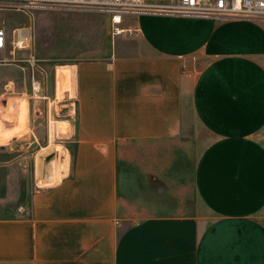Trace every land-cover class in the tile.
Returning <instances> with one entry per match:
<instances>
[{"label": "crops", "instance_id": "obj_1", "mask_svg": "<svg viewBox=\"0 0 264 264\" xmlns=\"http://www.w3.org/2000/svg\"><path fill=\"white\" fill-rule=\"evenodd\" d=\"M122 25L105 57L70 65L67 169L29 216L0 217V264H264V21Z\"/></svg>", "mask_w": 264, "mask_h": 264}, {"label": "rangeland", "instance_id": "obj_2", "mask_svg": "<svg viewBox=\"0 0 264 264\" xmlns=\"http://www.w3.org/2000/svg\"><path fill=\"white\" fill-rule=\"evenodd\" d=\"M0 18L9 28L18 24H30L31 27L30 49L16 52L15 60L9 59L7 51L0 52V99L21 96L29 103L27 129L17 136L19 143L11 147L9 141L0 144V217H26L30 215L31 194L37 185L58 180L67 169L68 151H73L67 140L70 131L60 134L52 126L57 119L69 118L66 99L70 95L65 91L62 98L56 97V72L59 67L70 66L81 58L105 57L110 37L106 19L98 12L36 11L30 23L25 16L12 11L0 12ZM30 55L41 67L39 77L43 84L40 94L45 98L39 100L33 99L30 89ZM4 56L7 59H3ZM64 69L62 75L67 78L68 72ZM11 80L14 88L9 83L8 89L5 84ZM50 90L54 92L52 95ZM8 123L5 125L12 124ZM206 136L199 133L190 143L184 158L187 167L204 146ZM46 171L49 180L44 175ZM192 203L195 213L207 216L195 195ZM261 217H264V210Z\"/></svg>", "mask_w": 264, "mask_h": 264}, {"label": "built area", "instance_id": "obj_3", "mask_svg": "<svg viewBox=\"0 0 264 264\" xmlns=\"http://www.w3.org/2000/svg\"><path fill=\"white\" fill-rule=\"evenodd\" d=\"M48 10L101 13L107 19L108 35L111 39L116 35L131 33V29L122 25L125 17H137L142 13L264 21V0H169L168 2L157 0H0V12L20 13L29 22L34 19L36 11ZM0 22V51H7L9 59L15 60L16 52L31 47V27L18 24L9 28L2 18H0ZM28 65L32 97L35 99L45 98L40 94L43 84L39 77L41 67L31 55ZM9 83L7 82L5 87H8ZM8 89L10 88L8 87Z\"/></svg>", "mask_w": 264, "mask_h": 264}, {"label": "bare ground", "instance_id": "obj_4", "mask_svg": "<svg viewBox=\"0 0 264 264\" xmlns=\"http://www.w3.org/2000/svg\"><path fill=\"white\" fill-rule=\"evenodd\" d=\"M64 68H66L68 72L67 78H64V76L62 75V72L65 70ZM71 75L72 69L70 66L59 67V70H57L55 75L56 97L62 98L65 91H67L70 96L74 94L71 83ZM70 93L73 94L71 95ZM27 107L28 103L25 97L10 96L0 99V144L6 143L11 138L18 136L21 132L27 129ZM7 122H9L8 124H10V122L12 124L7 126L5 125ZM53 123L56 131L60 134H66L70 131V124L66 120L57 119L53 121ZM58 178H60V176Z\"/></svg>", "mask_w": 264, "mask_h": 264}]
</instances>
